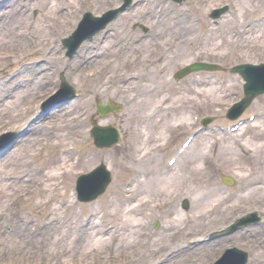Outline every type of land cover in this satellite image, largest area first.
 Here are the masks:
<instances>
[{
	"label": "rangeland",
	"instance_id": "obj_1",
	"mask_svg": "<svg viewBox=\"0 0 264 264\" xmlns=\"http://www.w3.org/2000/svg\"><path fill=\"white\" fill-rule=\"evenodd\" d=\"M29 3L0 0V134L31 130V140L21 136L9 150L0 149V202H6L0 212V264H210L226 246L247 250L248 264H264V94L251 101L241 114L246 121L236 129L228 128L231 120L225 117L227 106L242 94L241 78L227 69L264 61V0H130L70 58L61 40L82 15L100 17L126 1L32 0V8ZM223 4L229 11L213 22L211 11ZM11 9L17 14L13 19ZM18 16L29 18L26 27L15 22ZM7 21L18 24L20 33L33 26L27 49L6 48L15 39ZM250 21L263 27H247ZM197 60L223 69L172 78L173 71ZM30 66L39 71H23ZM154 70L150 84L118 81ZM60 71L77 95L44 110ZM151 94L153 105L145 110L141 98ZM109 98L123 108L98 119L99 100ZM210 116L215 118L206 131L196 129ZM94 120L114 124L121 139L96 148L89 135ZM170 156L176 158L173 164L167 163ZM98 163L111 174L106 192L91 202L75 199L76 177ZM165 168L173 169L166 178L178 186L174 191H161ZM221 175L230 179L224 182ZM134 192L151 199L133 210L137 231L129 234L120 216L129 204L120 200ZM104 206L115 209L110 213ZM253 212L261 216L257 224L204 241ZM88 213L108 227L120 223L121 230L111 229L106 243L95 240L102 234L79 240L90 232L75 229L73 222Z\"/></svg>",
	"mask_w": 264,
	"mask_h": 264
},
{
	"label": "bare ground",
	"instance_id": "obj_2",
	"mask_svg": "<svg viewBox=\"0 0 264 264\" xmlns=\"http://www.w3.org/2000/svg\"><path fill=\"white\" fill-rule=\"evenodd\" d=\"M29 6L30 5H32L30 8H32L33 7V3H32V0H29ZM128 3L129 2H126L125 3V5H128ZM28 6V7H29ZM55 8H56V6H55ZM120 10H122V7H120ZM11 11H12V13H13V17H12V19L13 18H15L16 16H17V14L14 12L15 10L14 9H11ZM3 15H5V13L3 14ZM119 14H118V12L116 13V14H112V15H110L109 17H111L112 19H115L117 16H118ZM104 18H106V16H103ZM24 19H29V18H23V17H20V16H18L15 20V22L16 23H18L19 24V26H21V24L22 25H24L25 27L27 26L26 25V23H24ZM90 22L92 23V24H94V25H96V24H99V22H98V17H93V16H90ZM29 21V20H28ZM88 22L86 21V22H84V24H87ZM18 24H14V23H11V22H9V21H7V22H5V26H6V28L8 29V31H12V33H14V35L12 36V38H15L14 39V42H11V45H9V43H5L4 45L6 46V48L7 49H10V50H15V49H27L26 47L30 44V42H29V40H30V36H32V34H33V31H32V29H33V26L31 27V25H30V23L28 24L29 25V27H31V30H30V32L28 33V34H26L25 32L24 33H20L19 32V29L18 28H20L19 26H18ZM92 24H90V25H92ZM77 34H79L78 32H77ZM137 50H138V48H136ZM10 54H11V51L9 52V54H6L7 56H10ZM124 59V58H123ZM122 59V60H123ZM44 64V63H43ZM255 64H258V62H255ZM45 65V64H44ZM132 64L129 66L130 68H132ZM27 68H30L29 70H32V69H34V67H32V66H30V67H26V68H22L23 69V71H25V69H27ZM20 69V68H19ZM36 72H38L39 71V69H34ZM34 70H32L31 72H33V75H35V72H34ZM154 73H155V70H154V72L153 73H151V74H146V73H143V74H141V75H137V74H135V75H129L127 78H125V77H120L119 78V80L118 81H123V83H125L126 81H130V80H132V81H134V82H136V83H146V84H150V83H152L154 80H155V76H154ZM156 73H157V71H156ZM44 74L45 73H41L40 74V76L41 77H43L44 76ZM39 76V79L41 78ZM260 79H262V78H259V80ZM35 80V79H34ZM66 89H68L69 87H65ZM155 88V91H156V93L159 91V88H157V86L156 87H153V89ZM62 89V87H58L53 93H51L43 102H42V104L44 103V102H47V101H50V103L52 104L51 106H54V108H58V107H60V106H62L60 103L61 102H63V101H65V102H69V99L70 98H72L71 96L72 95H74V93L73 92H71V90H70V94L69 95H67V96H64V97H59V95H61V93H65L64 91H62L61 90ZM154 91V90H153ZM154 96H155V93H154ZM154 96H153V94H151V95H149L148 96V98L146 97V96H143L142 98H141V101H142V103H143V106H144V108H145V110H148V109H150L151 108V106L153 105L152 104V102H150L151 100H153V98H154ZM251 99H249L248 100V102L250 101ZM71 101V100H70ZM117 102L118 101H115L114 99H111V98H109V99H107L106 100V102H105V104H103V103H100V100H99V102H98V107H97V109H98V111L99 112H101L103 115H105V117H104V119L103 120H106V119H108V118H106V114L107 115H109L110 116V114H114V113H117L116 112V110H117ZM235 104H236V107L237 106H239L241 103H242V101H240V100H238L237 99V102H234ZM145 104H149L148 106L147 105H145ZM151 104V105H150ZM51 106H48V108H50ZM47 107H44L43 109L45 110ZM115 108H116V110H115ZM115 110V111H114ZM153 110L154 109H152V110H150V112H153ZM234 112V110L232 109V108H230L229 106H227V109H226V114H225V117L228 119L229 117H231V115H232V113ZM101 113H99V114H101ZM109 116H107V117H109ZM215 118V117H214ZM213 118V119H214ZM244 118V120L246 121V118L245 117H243ZM29 119V121H31L32 120V118L30 119V118H28ZM27 119V120H28ZM212 119L211 118H208V121L210 122ZM29 121H27V122H25V125H29L30 123H29ZM36 121V120H35ZM245 121H243V122H245ZM39 121H37V122H35V123H38ZM29 123V124H28ZM37 125V124H36ZM41 126V125H40ZM39 126V127H40ZM38 127V128H39ZM104 129H107V127L106 126H103V125H101V124H98V125H94L93 124V126L90 124V126H89V135H90V137H91V139L93 140V139H95L96 138V140H98L99 142L101 141V142H107L106 140H108L106 137L107 136H109V130H104ZM38 130V129H37ZM105 132H104V131ZM31 132V130H29L28 129V127H26V133L24 132L23 133V131H21V133L22 134H19L17 131H11V132H3V133H1L0 134V149H2V150H9L11 147H12V145L13 144H10L9 145V140H10V138H19V137H21V139H22V141H26V140H31V139H29V137H27L28 135H30V134H28V133H30ZM110 137L112 138V136H114L116 133H119V130L118 129H113V131L112 130H110ZM26 137V138H25ZM38 137V136H37ZM33 140V139H32ZM13 143H15V142H13ZM107 144H111V142H109V143H107ZM79 157H83V152L81 153L80 152V156ZM78 158V157H77ZM181 158V157H180ZM177 161H179V159L177 160ZM98 164H100V163H98ZM172 171H173V169H172ZM171 171V172H172ZM140 174V173H139ZM169 174L170 173H168V174H166V175H159L160 176V179L161 178H163V180H162V182H161V184H162V190L161 191H174L175 189H177L178 188V186H171V182H170V178H166L167 176H169ZM139 178H141L140 176L139 177H137L136 179H135V181H134V185L136 184V182H137V180H139ZM93 179V177L91 176V177H89V178H86L85 180H84V182L86 183V184H83L84 185V187H86V190H85V194H87V193H90L91 191H92V188H94V189H96V188H100L102 185H103V183L101 182V181H99L98 179H97V177L96 178H94V180H92ZM109 182H110V180H109ZM108 182V180H107V183H109ZM58 184L60 183V182H57ZM1 190V189H0ZM89 190V191H88ZM52 192H54V189H53V191H49V193H48V196L49 195H52L53 193ZM162 193H164V192H162ZM144 195V194H143ZM143 195H141V196H137L136 195V192H134V193H130L128 196H123L122 197V199L120 200V201H122V202H120L121 204H125L126 205V203L127 204H129V205H126V206H124L126 209H125V211L123 212V213H121L120 214V216H123L124 215V217H123V220H122V223H123V225H124V227H125V231L127 232V233H129V234H133L134 232H136L137 231V227H136V221L134 220L133 221V218H136L135 216H132V212H133V210L134 209H140L142 206H144V205H146L149 201H150V199L151 198H146L145 196H143ZM200 199H202V198H200ZM51 200H53V199H51ZM84 200H86V201H88V202H91V201H93V199L91 198V197H87V196H85V198H84ZM133 201V203H130V201ZM134 200H135V202H134ZM58 201V200H57ZM56 201V202H57ZM173 201H170V200H168V202L167 201H165L164 202V204L166 205V207L168 208V209H170L169 207H170V205L169 204H171ZM69 204H72V202H70ZM184 205H182L181 204V206H183V208H187V204L185 203V201H184V203H183ZM6 205V202L4 201V202H0V212H4L3 211V209L1 210V208L2 207H4ZM66 206V205H65ZM94 208H98V205L97 204H94ZM114 206V205H113ZM113 206H104V207H107L108 209H110V213H112V211L115 209ZM128 207V208H127ZM106 208V209H107ZM143 208V207H142ZM104 212H106V210H104ZM109 213V212H108ZM90 215V213H88V216ZM168 216H170V212H168ZM133 217V218H132ZM92 218V220H94L93 222L89 219V218H86V219H81V221H80V223H78V221H77V218H75L74 219V222H73V226L75 227V229H80L81 227V229H83V231H85L86 233H89L90 232V235L89 234H85L83 237L82 236H79L78 237V239L79 240H81V239H84L86 236V240L87 241H91L94 237H93V235H95V236H99V234H102L101 236H99V237H96L95 238V240L97 241V242H103V241H105V243H106V241L107 240H109V239H111L112 238V235L110 234V230L111 229H116V228H119L120 230H121V224L120 223H118L117 224V226H111V227H109L108 228V226H105L103 223H101V222H99L98 220H99V216H97V214L96 215H94L93 217H91ZM53 219H55V218H53ZM127 222H128V224L129 225H127ZM133 222V223H132ZM85 223V224H84ZM93 225H96L97 227L95 228V229H92L91 227L93 226ZM100 230V231H99ZM98 231V232H97ZM108 233V234H107ZM104 234H107V236H104V237H102ZM127 234L124 232L123 233V236H126ZM47 236V235H46ZM120 236V235H119ZM209 236V235H208ZM207 236V237H208ZM81 237V238H80ZM205 239V238H204ZM55 240H59V238H57V239H55ZM110 241V240H109ZM108 241V242H109ZM55 243L56 242H58V241H54ZM196 242H198V243H202L203 242V238L202 239H198ZM167 246H165L164 248H166ZM161 248H163V247H161Z\"/></svg>",
	"mask_w": 264,
	"mask_h": 264
},
{
	"label": "water",
	"instance_id": "obj_3",
	"mask_svg": "<svg viewBox=\"0 0 264 264\" xmlns=\"http://www.w3.org/2000/svg\"><path fill=\"white\" fill-rule=\"evenodd\" d=\"M72 38L73 37H70L69 39H67V41H66V43L68 44V45H71V41H72ZM249 97V96H248ZM249 100V98H246V102ZM117 107L119 108L120 106L119 105H117ZM106 138H111L110 137V135L109 136H107ZM93 175H94V173H92ZM92 175L91 174H85V175H81L79 178H78V180H77V186L78 187H82L83 186V184H85V182H84V180L86 179V178H89V177H91ZM82 198H85L84 196H82ZM252 218L251 217H249V218H242L241 220H238V221H236L234 224H232L231 226H230V228L231 229H234L235 227H237V226H239V225H243V224H246L247 222H249L250 220H251Z\"/></svg>",
	"mask_w": 264,
	"mask_h": 264
}]
</instances>
